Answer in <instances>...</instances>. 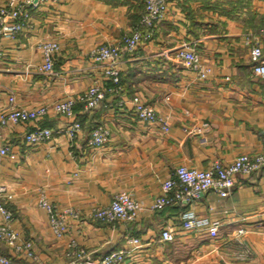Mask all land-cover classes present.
Returning <instances> with one entry per match:
<instances>
[{
  "label": "crops",
  "instance_id": "obj_1",
  "mask_svg": "<svg viewBox=\"0 0 264 264\" xmlns=\"http://www.w3.org/2000/svg\"><path fill=\"white\" fill-rule=\"evenodd\" d=\"M244 1L171 5L151 40L131 54L123 50L121 89L107 93L95 108L77 102L72 116L50 112L23 123L0 122V137L13 153L0 156V184L12 194L5 198L12 226L20 240L33 242L34 256L2 240L0 255L13 264H78L71 249L80 247L93 264L113 250H124L123 264H264V168L237 173L224 197L208 189L190 205L174 203L130 221L103 223L91 217L93 207L109 203L117 192L150 204L179 164L202 169L215 159L230 160L264 146V77L252 71L248 42L264 25V0H251L249 15L236 20L229 4ZM142 10L141 0H61L32 9L30 31L0 39V113L11 94L18 104L32 107L76 97L100 82L101 70L90 50L100 41L120 39L139 22ZM38 37L60 44L52 73L38 69ZM187 39L196 42L209 68L204 78L172 56L173 48ZM260 41L264 50V35ZM135 93L167 116L168 130L134 116ZM75 119L82 128L71 140L64 129ZM101 123L109 136L94 147L90 132ZM36 126L50 127L53 137L38 144L27 141L26 132ZM41 193L59 211H73L66 214L60 237L37 204ZM188 206L220 221L216 236L181 228L180 213ZM167 225L175 234L163 241L160 233ZM129 236L139 241L129 242Z\"/></svg>",
  "mask_w": 264,
  "mask_h": 264
},
{
  "label": "built area",
  "instance_id": "obj_2",
  "mask_svg": "<svg viewBox=\"0 0 264 264\" xmlns=\"http://www.w3.org/2000/svg\"><path fill=\"white\" fill-rule=\"evenodd\" d=\"M60 1L2 0L0 2V39L12 38L21 32L30 31L34 27L32 9H37L48 3L57 4ZM141 1L143 2V10L137 24L123 33L117 41H100L90 50V57L101 70L100 82L94 81L76 97H65L32 107L18 104L15 96L11 94L9 95L10 104L8 108L0 113V122L3 124L23 123L29 120H37L50 112L72 116L77 102L82 103L85 109L95 108L107 93L120 90L123 50L131 54L141 42L151 40L157 25L165 19L168 8L183 0ZM141 26L146 27V30L143 31ZM251 34L252 37L248 39V42L249 54L253 62L252 71L255 75L264 77V50L260 41V37L264 35V25ZM36 45L41 54L38 69L45 73H52L55 55L60 49V44L54 38L38 37ZM164 55L169 54L164 53ZM172 56L182 60L184 66L194 71L198 77L204 78L209 71L208 67L203 66L194 40H184L177 47H174ZM131 102L133 114L138 120L152 124L161 123L163 130L169 129L167 116L160 115L156 108L145 102L139 94H133ZM81 128V122L75 119L65 127L64 131L73 140ZM54 132L50 127L36 126L26 132L25 139L34 144L43 143L51 139ZM109 132L107 125L102 123L95 125L90 132V145L94 147L103 145L108 139ZM0 156L13 157L9 145L1 137ZM262 168H264V146L255 153H238L230 160L215 159L208 167L202 169L179 164L175 167L173 174L162 182L159 195L150 204L144 205L127 192H117L112 196L109 203L93 207L91 217L103 223L130 221L142 213L157 211L174 203L183 202L190 205L199 193L208 189H212L224 197L230 193L237 173L251 174ZM11 196V193L6 192L5 185L0 184V240L11 246L16 252L22 251L33 257V242L30 239L20 240L18 233L12 226L13 213L5 203V198ZM37 204L46 211L53 233L58 237L62 236L67 225L66 214H72L73 211L70 209L65 212L59 211L44 193L40 194ZM180 221V226L185 231L204 230L213 237L217 235L221 224L218 219L198 215L189 206L181 211ZM243 231V228L238 229L239 233ZM174 234V228L167 225L161 230L160 238L163 241L171 240ZM127 241L138 242L139 238L129 236ZM71 251L77 257L78 264H93L86 257L83 248L74 247ZM125 256L124 250L109 251L100 256L94 264H123ZM0 262L13 264L8 257L2 255H0Z\"/></svg>",
  "mask_w": 264,
  "mask_h": 264
},
{
  "label": "rangeland",
  "instance_id": "obj_3",
  "mask_svg": "<svg viewBox=\"0 0 264 264\" xmlns=\"http://www.w3.org/2000/svg\"><path fill=\"white\" fill-rule=\"evenodd\" d=\"M231 3L232 4H229V5L230 7L231 6L233 7V9L231 10L232 17L236 18V20L241 19L240 21H243L245 16L249 15L248 12L251 10V7H253L251 0H246L243 3H235V2H231ZM234 8H235V11H234ZM250 17L252 16L250 15L249 18Z\"/></svg>",
  "mask_w": 264,
  "mask_h": 264
},
{
  "label": "trees",
  "instance_id": "obj_4",
  "mask_svg": "<svg viewBox=\"0 0 264 264\" xmlns=\"http://www.w3.org/2000/svg\"><path fill=\"white\" fill-rule=\"evenodd\" d=\"M145 28H146V27H145ZM145 28H144V26H141V29H142V30H145Z\"/></svg>",
  "mask_w": 264,
  "mask_h": 264
}]
</instances>
